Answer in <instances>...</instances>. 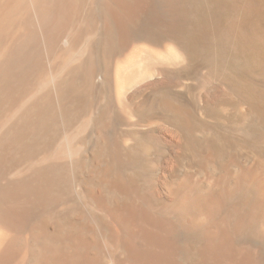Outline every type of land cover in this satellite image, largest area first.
Listing matches in <instances>:
<instances>
[{
	"label": "bare ground",
	"instance_id": "obj_1",
	"mask_svg": "<svg viewBox=\"0 0 264 264\" xmlns=\"http://www.w3.org/2000/svg\"><path fill=\"white\" fill-rule=\"evenodd\" d=\"M154 1L0 0V264H264V113L126 97L154 46L192 40ZM145 111L179 132L161 174L128 130Z\"/></svg>",
	"mask_w": 264,
	"mask_h": 264
},
{
	"label": "rangeland",
	"instance_id": "obj_2",
	"mask_svg": "<svg viewBox=\"0 0 264 264\" xmlns=\"http://www.w3.org/2000/svg\"><path fill=\"white\" fill-rule=\"evenodd\" d=\"M172 1L155 0L149 9L158 15L157 24H168L174 10L185 11L187 19L180 23L191 29L192 40L177 34L165 39L161 47L154 46L156 56L141 69L142 73H135L134 78H138L132 75L126 97L141 108L150 94L162 95L170 101L165 102L170 114L179 112L175 109L180 106L186 108L187 103H196L193 106L197 110L191 108V115L197 123L212 119L214 114L224 122L241 124L255 111L264 113V0ZM97 7L103 8L101 4ZM144 38L147 40L142 35L132 36L141 43L146 42ZM215 55L218 61L213 59ZM166 67L170 82L157 83L164 77L161 69ZM169 90L173 93L171 100L164 96ZM196 111H200L197 117ZM171 120L145 111L140 125L128 127L137 139L158 141L157 148L151 149L155 155L152 165L158 174L165 170L177 148L174 138L179 132Z\"/></svg>",
	"mask_w": 264,
	"mask_h": 264
}]
</instances>
